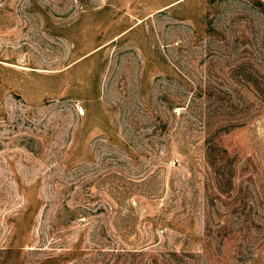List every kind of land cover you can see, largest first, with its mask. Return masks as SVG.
<instances>
[{
	"label": "rangeland",
	"instance_id": "obj_1",
	"mask_svg": "<svg viewBox=\"0 0 264 264\" xmlns=\"http://www.w3.org/2000/svg\"><path fill=\"white\" fill-rule=\"evenodd\" d=\"M0 264H264V0H0Z\"/></svg>",
	"mask_w": 264,
	"mask_h": 264
}]
</instances>
